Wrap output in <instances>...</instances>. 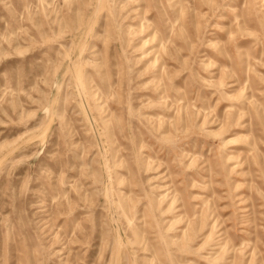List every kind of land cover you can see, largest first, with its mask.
Masks as SVG:
<instances>
[{
  "label": "rangeland",
  "instance_id": "1",
  "mask_svg": "<svg viewBox=\"0 0 264 264\" xmlns=\"http://www.w3.org/2000/svg\"><path fill=\"white\" fill-rule=\"evenodd\" d=\"M0 264H264V0H0Z\"/></svg>",
  "mask_w": 264,
  "mask_h": 264
}]
</instances>
